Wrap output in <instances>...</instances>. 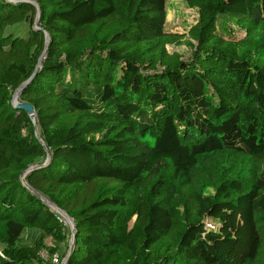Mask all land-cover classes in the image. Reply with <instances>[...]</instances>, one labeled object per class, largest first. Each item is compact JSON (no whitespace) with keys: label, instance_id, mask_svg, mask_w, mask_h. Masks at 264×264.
<instances>
[{"label":"trees","instance_id":"obj_1","mask_svg":"<svg viewBox=\"0 0 264 264\" xmlns=\"http://www.w3.org/2000/svg\"><path fill=\"white\" fill-rule=\"evenodd\" d=\"M35 1L38 27L0 0V264H54L65 238L32 165L74 222L66 264H264V44L227 27L264 35V0H184V31L167 0ZM26 80L44 144L11 104Z\"/></svg>","mask_w":264,"mask_h":264},{"label":"rangeland","instance_id":"obj_2","mask_svg":"<svg viewBox=\"0 0 264 264\" xmlns=\"http://www.w3.org/2000/svg\"><path fill=\"white\" fill-rule=\"evenodd\" d=\"M196 17H197L196 9L189 7L184 0H167V16L165 19L166 29L171 30V31H184L186 29H189L191 25L195 23ZM38 23H39V20H38ZM227 27L232 31V33L238 40L244 41L251 50L258 45L264 44V35L256 34L255 36L249 38L248 35L240 27H238V25L233 21L227 22ZM167 50L169 52L178 53L180 56H182V58H188L191 55L190 47L184 42H182L179 45L168 44ZM37 128L40 133V129L38 125H37ZM24 135L35 136L34 128L32 132L29 131V129L24 130ZM21 179L23 181V178ZM40 196L46 199L47 201H49L46 197L42 195ZM42 198H40L42 202L52 209V205L44 201ZM125 217H126V220L125 222L122 223V227H124L125 229H129L135 219V214L133 213L132 206L128 208L125 214ZM64 220H65V230H64L65 238L63 242L57 244V242L53 238L44 239V245L46 247L45 252L47 250L49 251V249L56 248V245L58 247L57 252H56L58 254V260L57 262H54V264H61L63 258L65 257L67 253L68 247H69L70 224L65 218ZM209 224L211 223H208V225ZM39 238H40V233L38 231L28 230V231H25L23 234V243L30 244L33 241V239L35 241L36 239H39ZM45 252H43V254Z\"/></svg>","mask_w":264,"mask_h":264},{"label":"water","instance_id":"obj_3","mask_svg":"<svg viewBox=\"0 0 264 264\" xmlns=\"http://www.w3.org/2000/svg\"><path fill=\"white\" fill-rule=\"evenodd\" d=\"M35 7H36V19H35V27H38V20H39V17H40V10H39V6H38V3L35 1V0H29ZM45 38H46V45L48 43V33L45 31ZM42 56L39 58V61L41 60ZM38 66V64H37ZM36 66V67H37ZM34 74H35V71H34ZM27 81L29 80H26L24 81L18 88L15 89V91L13 92V95H12V99H11V104L15 107H18V108H21L23 110H25L28 114H29V117L31 119V121L33 122L34 124V130H35V137L41 142L43 143L42 141V138L40 137V133L38 131V128H37V125H36V119H34V116H35V111H34V108L33 106L28 103V102H21L19 100V95H20V92L22 90V87L27 83ZM44 144V143H43ZM47 158H48V155H47ZM36 165H32L30 167H28L21 175V178H23V182L27 185V187L33 191L36 195H38L40 198H42L38 192L34 191L26 182L25 180V176L26 174L32 170L33 168H35ZM44 201L50 203L52 205V209H54V211H56L57 213H59L62 217H64L70 224V240H69V247H68V250H67V253L65 255V257L63 258L61 264H66L67 263V260H68V257L70 255V249H71V246L73 245L74 243V237H75V231H74V222L73 220L68 216V214L66 212H64L63 210H61L60 208H58L54 203L52 202H49L47 201L46 199L42 198Z\"/></svg>","mask_w":264,"mask_h":264},{"label":"built area","instance_id":"obj_4","mask_svg":"<svg viewBox=\"0 0 264 264\" xmlns=\"http://www.w3.org/2000/svg\"><path fill=\"white\" fill-rule=\"evenodd\" d=\"M60 221H62V222L65 224V220H64V218H63L62 216H60ZM57 260H58V254L55 253V254L53 255V257H52V261H53V262H57Z\"/></svg>","mask_w":264,"mask_h":264},{"label":"bare ground","instance_id":"obj_5","mask_svg":"<svg viewBox=\"0 0 264 264\" xmlns=\"http://www.w3.org/2000/svg\"><path fill=\"white\" fill-rule=\"evenodd\" d=\"M34 119H35V116H34Z\"/></svg>","mask_w":264,"mask_h":264}]
</instances>
